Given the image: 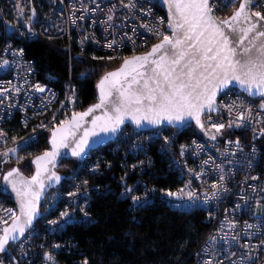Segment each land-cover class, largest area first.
I'll use <instances>...</instances> for the list:
<instances>
[{"label":"built area","instance_id":"obj_1","mask_svg":"<svg viewBox=\"0 0 264 264\" xmlns=\"http://www.w3.org/2000/svg\"><path fill=\"white\" fill-rule=\"evenodd\" d=\"M241 1L210 0L214 5L212 14L221 18L222 9L232 11ZM250 12L264 15V0H254ZM0 23V131L4 133L0 135V153H7L0 157L19 158L39 133L78 111L69 88L60 100L59 90L38 77L33 61L26 56L18 39L63 37L69 42L68 49L72 41L81 50L92 48L118 53L134 52L170 35L157 0H0ZM157 32L161 35L157 36ZM109 44L112 46L108 47ZM5 60L8 65L2 64ZM36 85L45 91H38ZM66 86L73 85L69 81ZM59 100V105L54 107ZM261 103L264 97L249 98L235 88L224 91L217 99V112L202 118L205 128L211 129L212 123H224L215 140L195 132L196 135L179 143L177 135L185 128L135 131L133 127L127 130L126 126L115 139L132 136L135 153L144 148L143 141L161 138L168 142L172 167L182 181L172 192L183 188L185 194L193 193L191 197L167 196L168 205L181 210L198 208L206 213L204 221L208 228L192 251L191 264H204L207 260L212 264H264V133L261 132L264 109L260 108ZM229 105H233L231 112ZM239 112L244 113V122L238 120ZM230 121L240 126L228 127ZM165 130L170 131L166 137ZM30 137L34 139L29 140ZM13 148L16 152L10 151ZM71 170H66L59 184L46 193L40 204L43 208L40 207L38 223H33L24 236L7 246L0 264L4 260L7 264H29L38 252L36 238L41 243L42 264H55L52 250L58 244L42 242L44 231L54 234L77 218L74 211L77 194L84 197L87 194L86 190L75 188ZM64 184L69 185V190L63 189ZM70 192L76 195L69 196ZM54 209H57L55 216L47 217ZM64 211L70 215L61 218L60 213ZM16 214L15 205L0 194V235ZM53 220L58 224L49 223ZM45 253L53 259L46 261Z\"/></svg>","mask_w":264,"mask_h":264},{"label":"trees","instance_id":"obj_2","mask_svg":"<svg viewBox=\"0 0 264 264\" xmlns=\"http://www.w3.org/2000/svg\"><path fill=\"white\" fill-rule=\"evenodd\" d=\"M3 9L8 13L6 7ZM225 10L228 15L230 8ZM17 42L33 61L38 77L59 90L60 100L69 88L78 110L96 100L95 83L103 72L117 66L125 56L148 47L110 53L92 48L81 50L72 41L68 49L69 42L63 37H41L36 41L21 38ZM69 81L73 86H66ZM126 129L130 130L131 126ZM49 130L38 134L24 151L22 162L18 163L17 157H0L2 173L17 166L24 174H30L31 159L49 148ZM169 133L165 130V137ZM194 135L192 127H185L177 135L178 142ZM133 139L132 136L118 138L90 151L81 167H78V159L68 158L56 168L62 176L65 170L73 169L75 188L86 190L87 194L85 197L77 194L78 204L74 207L77 218L54 234L44 231L42 242H56L59 246L52 250L55 264H84V261L87 264H191L192 251L208 228L204 221L206 213L198 208L173 209L167 203V196L160 193V189L173 191L182 183L172 167L168 142L161 138L143 141L144 148L135 153ZM126 187L134 189L131 194L142 197L148 191L147 203L143 207L133 206L130 199L121 195ZM65 188L70 187L64 184ZM152 189L157 191L151 192ZM0 194L14 204L3 193L1 184ZM57 209L50 211L47 217L55 216ZM35 240L38 252L29 264H42L41 243ZM2 256L0 254V259Z\"/></svg>","mask_w":264,"mask_h":264},{"label":"snow or ice","instance_id":"obj_3","mask_svg":"<svg viewBox=\"0 0 264 264\" xmlns=\"http://www.w3.org/2000/svg\"><path fill=\"white\" fill-rule=\"evenodd\" d=\"M163 2L168 6V27L172 30V35H164L159 43L152 46L150 52L142 56L125 58L120 68L105 73L100 78L97 84L99 102L84 112L73 113L71 119L61 120L52 129L51 150L35 158L33 163L37 166L36 172L30 179L24 178L17 168L3 176L5 186L10 185L18 198L21 215H14L11 226L3 229V234L0 235V253L6 251V245L10 242L24 236L33 221L41 215L39 202L45 188L61 179L51 171L56 166L57 157L61 155L60 149L71 148V156L79 158L89 146V137L98 135L97 128L100 133H116L126 117L131 118L137 126L142 122L158 125L163 120L173 123L181 122L185 117H194L196 123L203 128L201 115L215 110L217 94L230 85L239 86L249 95L264 97V40L256 44L258 38H264V30L257 27L260 21H264V15L254 13L259 20L253 23V14H246V8H250L254 0H243L234 14L223 20H216L212 15L214 5L210 0ZM242 17L245 22H249L248 27L239 26ZM108 19L111 20L112 16L109 15ZM250 33L254 35L248 46H244ZM156 34L161 35L159 32ZM8 63L6 60L2 62L3 65ZM35 87L40 92L45 91L40 85ZM2 91L6 92L7 89ZM232 108L233 105L228 106L230 112ZM260 108L264 109V103H261ZM97 109H103V114L93 116L92 128H86L77 139L76 133L83 127L81 121ZM238 120H246L243 112L238 113ZM234 124L236 122L230 121L228 127ZM224 127V123L211 124V129L216 133ZM261 132L264 133V129ZM0 135L4 133L0 131ZM211 138L215 140L216 136L212 135ZM31 139L34 138L30 137L29 140ZM10 151L16 152V149ZM43 173H49L44 178L49 182L48 185L41 179ZM14 176L19 177V183L24 185L22 189L17 187V180L12 179ZM217 187L213 185V188ZM133 191V188L126 187L121 195L130 199L133 206L143 207L147 203L148 191L143 197L131 194ZM159 191L168 197L193 195L192 192L185 194L183 188L177 192L165 189ZM68 195L74 196L76 193L70 192ZM212 195L215 196L216 193L213 192ZM69 215L67 211L60 213L61 218ZM49 223L56 225L58 221ZM211 239L215 241V237ZM52 259L51 254L45 253L46 261ZM204 264H212V261L207 260Z\"/></svg>","mask_w":264,"mask_h":264},{"label":"water","instance_id":"obj_4","mask_svg":"<svg viewBox=\"0 0 264 264\" xmlns=\"http://www.w3.org/2000/svg\"><path fill=\"white\" fill-rule=\"evenodd\" d=\"M241 2H243V0H242ZM241 2H240V3H241ZM157 3H158V6H159L160 9L163 11V13L165 14V17H166L165 28H166V30L170 33V35H172V30L168 27V19H169L168 6L163 2V0H157ZM240 3L238 4V6H237L234 10H232V11L230 12V14H228V15L225 16V17L218 18V17L214 16L213 14H212V15L216 18V20H223V19L229 18V17H231V16L234 14V12L239 8ZM247 13H251V12H250V8H246V14H247ZM251 14H252V13H251ZM258 20H259L258 17H255L254 15H252V21H251V22L255 23V22H257ZM239 26H240V27H248V26H249V22H245V21L243 20V17H242L241 20H240ZM257 27H258L259 30H264V21H260V22L258 23ZM225 30L228 31V29H227L226 26H225ZM253 35H254V33H250V34H249L248 40L245 41V45H244V46H248L249 40L252 39V36H253ZM162 39H163V38H161V39H159V40L153 42V43L150 44V45L147 47V49L144 50V51L136 52V53H133V54H130V55L125 56L124 58L121 59V61L118 63L117 66H115L114 68H112V69H110V70H107V71L103 72V73L100 75V77L97 79L96 83H95L96 100H95L94 102L90 103V104H89L88 106H86L84 109L78 110V111H76V112H74V113L84 112V111H86L89 107H91L92 105H94V104H96V103L99 102V89L97 88V84H98L100 78H101L102 76L105 75V73L112 72V71H115L116 69L120 68L121 65L123 64V61H124L125 58H131V57H133V56H142V55H144V54L150 52L151 49H152V46L155 45V44H157V43H159L160 40H162ZM261 40H264V38H258V39L256 40V44L258 45V44L260 43ZM149 74H150V73H149ZM230 88H235V89H237L238 91H240L241 93L245 94V95L248 96L249 98H257V97H260L259 95H249L247 92L243 91L239 86L230 85L228 89H230ZM226 90H227V89H225L224 91H226ZM224 91H222V92H220V93L217 94V97H216V104H215V110H214V111H211L210 113H215V112H217V110H218V108H217V99H218V97H219ZM103 111H104L103 109H97L94 113L90 114V115L87 116V117H84L83 121H81L83 127H82L79 131H77V133H76V138H77V139H78L80 136L83 135V132H84V130H85L86 128H88V129L92 128L91 120H92L93 116H99V115H102V114H103ZM72 114H73V113H72ZM72 114H71V116L69 117V119H71ZM206 114H208V113L206 112V113H204V114L201 115V121H202V118H203ZM58 125H59V124H58ZM56 126H57V125H56ZM125 126H131V127H133V129H134L135 131H148V130H153V129H157V128H160V127H171V128L183 129V128L189 126V127H192L193 130H194L196 133H199V134H201V135H203V136H205V137H209V138H211L212 135H215V134H216V132H215L214 129L205 128V127L201 128V127L196 123V120H195L194 117H185V119H184L183 121H181V122H173V123H169L167 120H163V121H162L160 124H158V125H153V124H148L147 122H142V124H141L140 126H137V125L134 123V121L131 120V118L126 117V118H125V122L120 126L119 130H118L116 133H100L99 129L97 128V129H96V132L98 133V135H97V136L89 137V146L86 148L85 153L82 154V156L79 157V158L74 157V156H71V148H68V149H63V148H62V149H60L61 155L57 157L56 166H55L54 168H52L51 171H54V172H55L58 176H60L61 179H62V175L59 174V173L57 172L56 168L60 165V163L62 162L63 159L75 158V159H78V160H83V159L88 155V153H89L90 151H92V150H94V149H96V148H98V147H100V146H103V145H106V144L112 142V141L118 136V134L120 133V131H121ZM54 127H55V126H54ZM54 127H52V128L49 130L48 139H47V140H48L49 148H48L47 150H45V151H50V150H51V133H52V129H53ZM45 151H43V152H41V153L35 155V156L31 159L30 163H31V166H32V172H31L30 174H24V173H23V172H22L17 166H12L11 168L6 169V170L3 172L2 176H1V180H0L1 189H2L3 193L7 194V195L12 199V201H13L15 207L17 208V214H16L15 216H20V215H21L20 210H19V202H18V198L16 197V194H15V192L12 190V188H11L10 185L5 186V183H4V181H3L2 178H3V176H4L8 171H10V170L13 169V168H17V169L19 170L20 174H21L24 178H26V179H30L31 176H33V175L35 174V172H36V167H37L36 164L33 163V161L35 160V158H36L37 156H41ZM48 174H49V173H43L42 176H41V179H44ZM12 179L17 180V187H18V188H21V189H22V188L24 187V185H22V184L19 183V177H15V176H14ZM61 179H60L58 182L53 181L50 187H46V188H45L44 194L42 195L41 200H40V202H39V212H40V204H41L43 198L45 197L46 193H47L50 189H52V188H54L55 186H57V185L59 184V182L61 181ZM44 182H45L46 185H48V183H49L46 179H44ZM37 218H38V217H37ZM37 218H36V219H37ZM36 219L33 221V223L36 221ZM12 220H13V219H12ZM12 220H11V221H10L5 227H10L11 224H12ZM2 234H3V232H2ZM2 234H1V235H2ZM19 238H20V237H18V239H19ZM18 239H17V240H18ZM17 240H16V241H17ZM16 241H14V242H16ZM10 243H13V242H10ZM7 246H8V245H6V248H7ZM2 253H3V252H2ZM2 253H0V254H2Z\"/></svg>","mask_w":264,"mask_h":264},{"label":"rangeland","instance_id":"obj_5","mask_svg":"<svg viewBox=\"0 0 264 264\" xmlns=\"http://www.w3.org/2000/svg\"><path fill=\"white\" fill-rule=\"evenodd\" d=\"M224 11H226V10H225V9H222L220 13L222 14V13H224ZM226 12L228 13V11H226ZM230 12H231V10H230ZM230 12H229V14H230ZM227 13H224V14H222V15L227 16V15H226ZM225 16H224V17H225ZM23 156H24V151L21 152L20 157H19V160L17 161L18 163L22 162V161H20V160L23 158ZM65 173H66V170H65ZM65 173H64V174H65ZM69 173H70V172H69ZM1 174H2V167H0V176H1ZM71 176H72V175H71ZM40 207H41V209L43 208L42 205H41ZM4 259H5V258H4ZM4 259H3V260H4ZM1 261H2V260H1ZM3 263H4V264H7V261L4 260ZM15 263H16V262H15ZM12 264H14V263H12Z\"/></svg>","mask_w":264,"mask_h":264},{"label":"bare ground","instance_id":"obj_6","mask_svg":"<svg viewBox=\"0 0 264 264\" xmlns=\"http://www.w3.org/2000/svg\"><path fill=\"white\" fill-rule=\"evenodd\" d=\"M115 139H116V138H115ZM115 139H114V140H115ZM114 140H113V141H114ZM113 141H112V142H113ZM96 149H97V148H96ZM84 160H85V158H84L83 160H79V162H78V166H81V165L84 163ZM38 221H39V217L36 219V221L34 222V224L38 223Z\"/></svg>","mask_w":264,"mask_h":264},{"label":"flooded vegetation","instance_id":"obj_7","mask_svg":"<svg viewBox=\"0 0 264 264\" xmlns=\"http://www.w3.org/2000/svg\"><path fill=\"white\" fill-rule=\"evenodd\" d=\"M2 174H3V173H2ZM2 174H1V176H2ZM1 176H0V180H1ZM9 244H10V243H9ZM9 244H8V245H9Z\"/></svg>","mask_w":264,"mask_h":264}]
</instances>
